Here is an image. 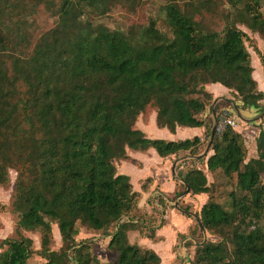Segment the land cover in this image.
<instances>
[{
    "label": "trees",
    "instance_id": "1",
    "mask_svg": "<svg viewBox=\"0 0 264 264\" xmlns=\"http://www.w3.org/2000/svg\"><path fill=\"white\" fill-rule=\"evenodd\" d=\"M143 3L0 0V185L16 170L11 205L18 234L0 241V264H34V254L45 259L40 264H100L90 241L77 239L81 228L109 237V264H161L155 249L130 235L138 231L157 240L168 201L187 187V194L208 196L195 211L193 228L178 233L186 238L187 264H264V116L257 154L246 159L243 134L223 123L233 112L216 104L212 144L195 159L206 169L179 163L182 190L172 199L151 193L142 206V193L117 168L130 159L128 149L199 155L213 123L212 112L206 113L215 97L210 84L237 94L240 109L264 110L246 44L251 37L241 28L264 39V0H165L160 18L126 28L94 20L115 9L136 13ZM40 7L55 22L37 36L22 20L8 21ZM260 59L264 63V52ZM152 111L158 127L173 132L203 126L204 134L148 137L136 124ZM206 172L233 181L229 209L214 195L216 184ZM151 181L148 176L142 190ZM181 199L177 208L192 216ZM53 223L61 235L58 249L51 246ZM23 230L39 232L41 247Z\"/></svg>",
    "mask_w": 264,
    "mask_h": 264
},
{
    "label": "rangeland",
    "instance_id": "2",
    "mask_svg": "<svg viewBox=\"0 0 264 264\" xmlns=\"http://www.w3.org/2000/svg\"><path fill=\"white\" fill-rule=\"evenodd\" d=\"M9 2V1H8ZM165 0H144L143 5L137 10L136 13H128L123 9H115L111 11L109 14L102 16L100 18L94 19L95 21L98 22H103L104 24L108 25L109 27L116 28H126L127 26L130 25H144L146 24L151 18H156L159 17L162 11H160V6L163 4ZM8 9H9V4H8ZM17 13L19 12L18 7L14 8ZM263 11H264V5H263ZM13 18V19H12ZM12 18H8L9 22L12 23H17L16 20H22V24L26 27V30L30 33H32L33 36H37L41 31L45 30L46 28L52 26L55 22V17L51 16L49 13H46L45 9H42L40 7L39 9L36 10L35 13L29 14L26 12V14L20 15L18 18L14 17L12 15ZM160 18V17H159ZM160 20V19H159ZM241 28H243L251 37L247 42V47L248 50L250 51L251 55H260L264 52V39H261L256 33L252 32L250 29H248L246 26L241 25ZM211 86V85H210ZM214 92L217 90L215 87H212ZM209 89V88H208ZM224 96L234 100L235 102L239 101L240 98L237 94L233 93L232 91H227ZM215 98V97H214ZM214 100V99H213ZM219 104V109L222 111H227L228 109H231V112H233V117L236 116L234 109L228 105V102L225 100H219L217 102ZM155 112H151L149 116L144 118L143 116L138 119L139 121L137 122L136 126L138 128L141 127H147L146 125L150 121L151 115H153ZM207 114L211 113V109L208 108L206 111ZM230 116V118L232 117ZM156 124V123H155ZM153 125V128L155 129V134L159 136H150L148 133V137L151 138H164V139H169V130L165 128H159L157 125ZM196 127V126H195ZM151 127H147V130H149ZM146 134V133H145ZM191 135H193L191 133ZM191 137V136H189ZM209 139V138H208ZM208 140L204 141L203 148L205 150L207 146ZM203 150V151H204ZM202 151V152H203ZM139 153V151H136ZM135 151H132V154L130 155V159H128V163H124V160L117 162V168L118 171H127L129 174H131L132 177V182L137 183V177L138 176H143L146 175L147 173H150V171H153L151 169L154 168L156 164H154L153 158H148L149 164L144 163V166L140 164L138 159H142ZM201 152V153H202ZM249 152H250V147L247 145V158L249 159ZM150 155V154H149ZM157 156H159L157 154ZM182 156H187V155H180V156H169L171 162H169L170 167L171 164H174L176 160H178ZM196 158L193 157H188L183 163L182 167H202L206 169V166L198 161L195 160ZM151 160V161H150ZM180 161V160H179ZM178 161V162H179ZM187 162V163H185ZM179 164V163H178ZM177 164V166H178ZM141 165V166H139ZM176 166V167H177ZM176 171V170H175ZM173 172V179H176V172ZM208 176V182L211 184H214L215 182L216 186L214 188V195L218 199V201L222 204V206L226 209L230 208V197H229V192L234 188L233 186V181L229 180V178L217 174V173H211V172H206ZM17 177V172L14 169H10L9 173V181L6 184L0 185V241L4 238L7 237H18V234L15 231V226L17 222V216L16 214L12 211V197L14 193V187H15V180ZM169 177L171 175L169 174ZM171 179V178H170ZM180 179V178H179ZM134 186V185H133ZM138 189L141 188V182L136 185ZM177 190H182V187L180 184L176 186L175 191ZM152 195L155 194L157 195H163L160 194L157 191L151 192ZM143 195V194H142ZM175 195L174 193H170V195H167L166 197L172 199ZM187 195V193L185 194ZM165 197V198H166ZM180 197H177L176 199H172L169 205L167 207H174L173 209L177 211V214H171V212H168V220H169V225L165 227L162 231V234L165 235V239L160 240L157 242L154 246L156 251L159 252L160 256H162V264H187L190 257H189V250L188 248H185V242L186 238H183L181 235L178 236V233L175 228H180L183 227L186 222L189 221L190 216L182 212L180 209L177 208V203L179 202ZM169 202V201H168ZM146 203V195H143L141 198L140 204L143 206ZM180 204L182 207H188L191 209L193 212H198L200 209V203L199 205H196V202H186L185 198H182L180 201ZM172 209V208H171ZM171 214V215H170ZM190 214V213H189ZM196 214V213H195ZM191 215V214H190ZM194 214L190 218L193 219V222L190 224V226L186 229V231H189V229L193 228L195 225V218L193 217ZM264 223V221H263ZM53 235H54V241L52 242L51 246L54 249L60 248L62 241H61V235L59 232V228L57 224L53 223ZM175 229V230H174ZM175 231V233L173 232ZM179 232V231H178ZM22 233L26 236H29L33 239V245L35 248H40L41 247V242H40V233L37 231H26L23 230ZM174 234V235H173ZM204 237H209L212 240H218L219 238L217 236H212L209 234H204ZM77 239L79 241L81 240H89L90 243L92 244L93 247V252L96 254V256L100 260V264H109L112 262L113 255L112 252L109 250L107 244L109 237H106L103 235L102 232L99 231H87L85 228H81L80 233L77 236ZM130 239L132 241H137L140 242L141 240V235L138 233V231H133L130 235ZM147 239V238H146ZM149 240V239H147ZM146 242V241H142ZM148 243V242H146ZM144 245V244H143ZM147 246H150V244H145ZM1 251V248H0ZM30 261L34 264H40L44 263L45 259L38 255L34 254L31 258Z\"/></svg>",
    "mask_w": 264,
    "mask_h": 264
},
{
    "label": "crops",
    "instance_id": "3",
    "mask_svg": "<svg viewBox=\"0 0 264 264\" xmlns=\"http://www.w3.org/2000/svg\"><path fill=\"white\" fill-rule=\"evenodd\" d=\"M251 57H252V65H253L252 75H253L254 79L258 83V88L264 92V63L261 61L259 55H252ZM210 85H208V88H209V90L211 92L214 93L215 97L219 96V95H224V94L227 93V91L230 90V89H228L227 87H225L224 85H222L220 83H213V84H210ZM212 87H215L217 90H215V92H214ZM261 102H262V104H264V99ZM240 103H241L240 100L236 102L237 105L240 104ZM228 110L231 111V109H228ZM241 111H242L243 115L248 117V118L254 117L258 113L261 112V111H259L258 107H249V108H246V109H241ZM150 118L151 119H150L149 123L146 126L147 127H151V128L149 130H147V127L146 128L145 127H141L140 129H142L146 133V135H148V133H149V135L152 136V137L153 136H159V135L154 133L155 129L153 128V125L156 123V115H155V113L153 115H151ZM231 118H234V120L236 122L235 128L243 134L245 142H246V145H248L250 147L249 156L250 157L256 156V154H257V151H256V137H257V134L259 132V123L261 121V118L258 119V120H254V121L242 120L237 115L234 116V117L232 116ZM159 128H165V129L169 130L166 127H159ZM204 131H205V128L203 126H196V127L195 126H177L175 131L172 132V131L169 130V136L170 137H169L168 140L184 139V138H188L189 136L193 137L194 135L203 136ZM191 133L193 135H191ZM132 151L136 152V151H139V150L128 149V154L131 155ZM137 154L140 157H142V159H138V161L140 162V164L142 166H144V163H148L149 162L148 158H153L154 164H156V165L154 166L153 169H151L153 171H150V173H147L146 175L137 177L136 185L138 183H140V182L142 184V182L148 176L152 177V181L150 183L148 191H144L142 189H138L136 187L135 183L132 182L131 174H129L127 171H121L122 173H126V174H128L130 176L131 182L133 183L134 188L136 190H139L143 195H146V197L149 194H151V192H153V191H157L160 194H164L166 196L170 195V193L176 192L175 191L176 186L178 184L183 183V181L181 179H179L177 173H175L176 174V176H175L176 179H173V172L176 170L177 164L180 163V162H184L183 161L184 159L180 160V161L178 160L179 162L176 160L174 162V164H171V167H170L169 162H171V160H170L169 156H165V157L160 156L156 152V150L154 148H150V149H147L145 151H139V153H137ZM157 154L159 156H157ZM172 156H174V155H172ZM124 163H128V161L124 160ZM141 165H139V166H141ZM147 165H150V164L148 163ZM169 174L171 175V177H169ZM166 196H164V197H166ZM179 197L180 198H185L186 202H191V203L192 202H196V205H199V203H200V208H201L203 203L207 200L208 196H207L206 193H200V194H196V195L181 194ZM166 199H167V197H166ZM170 202L171 201H169V203ZM173 208L174 207H169V208L167 207L166 208V213L164 215L165 223H164V225L162 227H160L157 230V237H158L157 240H152V239L147 240L148 238L147 239L146 238H141L142 241H146V242H148L150 244L149 247H152L153 249H155L156 248L155 244L157 242H159L160 240L166 238L165 235L162 234V231H163V229L165 227H167V225L170 224L169 220H168V217H167L168 212H171V214H177V211L174 210ZM191 209L188 210V213L195 215V212H193ZM194 215H193V217H194ZM190 217H188L189 221L186 222V224H184L183 227L175 228L177 233L184 232L190 226V224L193 222V219L190 218ZM174 230H173V232L175 233ZM142 241H140V243H142L144 245L148 244V243L142 242ZM184 249L186 250V247ZM161 258H162V256H161ZM161 264H162V261H161Z\"/></svg>",
    "mask_w": 264,
    "mask_h": 264
},
{
    "label": "water",
    "instance_id": "4",
    "mask_svg": "<svg viewBox=\"0 0 264 264\" xmlns=\"http://www.w3.org/2000/svg\"><path fill=\"white\" fill-rule=\"evenodd\" d=\"M219 100H225L226 102H228V104L234 109L235 114L240 119H242V120H245V121H254V120H258L262 116H264V110H262L256 116L251 117V118H248V117H246V116L243 115L241 109L239 108V106L236 104V102L234 100H232V99H230V98H228V97H226L224 95L216 96L214 98L212 104H211V112H212V116H213V123H212L211 132H210V136H209V139H208L207 146H206L205 150L202 153H200L199 155L191 156L193 158H197L198 156H204V155H206L208 153L209 149H210V146L212 144V141H213L215 132H216L217 127H218V118H217V112H216V104H217V102ZM188 157H190V156H182L178 160H183V159H186ZM188 190H189V187H187V189L182 194H186L188 192Z\"/></svg>",
    "mask_w": 264,
    "mask_h": 264
},
{
    "label": "built area",
    "instance_id": "5",
    "mask_svg": "<svg viewBox=\"0 0 264 264\" xmlns=\"http://www.w3.org/2000/svg\"><path fill=\"white\" fill-rule=\"evenodd\" d=\"M223 123L230 124V125H232L234 127L236 126V122H235L234 118H230V117L224 119Z\"/></svg>",
    "mask_w": 264,
    "mask_h": 264
}]
</instances>
